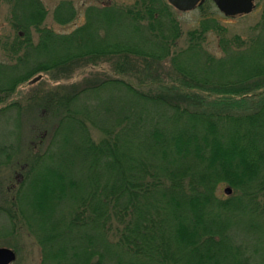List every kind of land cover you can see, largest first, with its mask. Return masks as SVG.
<instances>
[{"label":"trees","instance_id":"16d2710c","mask_svg":"<svg viewBox=\"0 0 264 264\" xmlns=\"http://www.w3.org/2000/svg\"><path fill=\"white\" fill-rule=\"evenodd\" d=\"M0 1V102L31 89L0 106L5 161L21 113L30 120L14 211L1 209L39 264H264V9L238 34L211 0L185 30L164 0H134L87 6L58 33L42 0ZM51 16L66 24L76 10L59 0ZM99 61L124 78L38 82ZM221 183L232 194L216 195Z\"/></svg>","mask_w":264,"mask_h":264},{"label":"rangeland","instance_id":"374dc122","mask_svg":"<svg viewBox=\"0 0 264 264\" xmlns=\"http://www.w3.org/2000/svg\"><path fill=\"white\" fill-rule=\"evenodd\" d=\"M59 0H42L43 5L46 9V15L43 21V25L52 29L54 32H68L77 25L81 24L84 19V9L87 6L101 8L103 6L113 5L125 7L131 5L134 0H70L74 9L76 10V17L66 24H57L53 21L51 13L55 4ZM166 2V0H164ZM167 3V2H166ZM255 7L249 13L245 15H235V16H224L222 15L211 3L210 9H216L220 16L221 21L227 27L230 32L244 34L247 29L257 21L261 9V3L259 0H254ZM169 5V4H168ZM170 6V5H169ZM170 9H173L170 6ZM198 7L190 11L178 12L177 18L181 24L183 30L191 27L195 24V20L198 16ZM175 10V9H174ZM8 6L4 2L0 1V36L11 33V28L6 21ZM212 40V37H211ZM159 67L154 65V71L160 72ZM153 71V72H154ZM41 73V78L38 82L43 85L53 86L55 84H70L75 83L77 85H83L89 83L93 80H100L105 77H119L124 78L120 73H116L111 70L110 64L105 61H99L96 64H90L81 66L75 69L67 77H53V73ZM127 76L126 74H124ZM138 75V74H136ZM144 81H148L151 75L143 76ZM131 80L136 83V80L131 77ZM30 85L27 82H22L16 86L13 92L9 95L7 100L0 102V106H3L8 101H16L20 103L21 106L27 103V97L29 96L31 89ZM28 120L27 113L22 112L20 115V128L18 132V146L16 151L12 156L5 161V152L0 148V246H5L11 248L15 252V259L10 264H39L40 251L36 242L34 241L33 236L24 228V225L18 220L20 219L15 211V216H13V226L10 228V222L5 214H3L1 207H10L14 211L12 206V200L14 196V190L18 187V183L22 182V173L17 169L19 163H24L23 155L28 152L27 142L30 139L28 132ZM2 122L0 121V125ZM7 126H11L7 124ZM2 128L0 131L2 132ZM1 139V138H0ZM16 141V138L14 139ZM8 142V141H7ZM6 142V144H7ZM2 145V147H3ZM9 151V150H8ZM22 179V180H21ZM228 186L225 183H221L215 190V194L221 198H225L227 195L223 193V187ZM231 188V187H230ZM233 192V190H232ZM232 192H230L232 194ZM229 193V194H230ZM11 220V221H12Z\"/></svg>","mask_w":264,"mask_h":264},{"label":"water","instance_id":"95a60500","mask_svg":"<svg viewBox=\"0 0 264 264\" xmlns=\"http://www.w3.org/2000/svg\"><path fill=\"white\" fill-rule=\"evenodd\" d=\"M204 0H166L173 9L178 12L190 11L200 5ZM216 9L224 16L245 15L254 7L253 0H211ZM38 76L30 79L34 82ZM223 193L231 192L229 186L223 187ZM15 259V252L5 246H0V264H10Z\"/></svg>","mask_w":264,"mask_h":264},{"label":"flooded vegetation","instance_id":"af4514ba","mask_svg":"<svg viewBox=\"0 0 264 264\" xmlns=\"http://www.w3.org/2000/svg\"><path fill=\"white\" fill-rule=\"evenodd\" d=\"M253 3H254V0H253ZM254 7H255V3H254ZM254 7H253L252 9H254ZM261 9H264V7H263V6H261Z\"/></svg>","mask_w":264,"mask_h":264}]
</instances>
